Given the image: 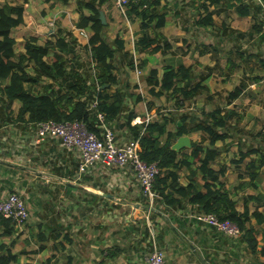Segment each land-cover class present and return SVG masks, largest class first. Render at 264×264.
<instances>
[{
	"label": "crops",
	"instance_id": "0c3cea01",
	"mask_svg": "<svg viewBox=\"0 0 264 264\" xmlns=\"http://www.w3.org/2000/svg\"><path fill=\"white\" fill-rule=\"evenodd\" d=\"M75 1L61 3L51 0L47 3L44 0H27L24 23L12 31L16 41L15 52L25 53L29 37L36 38L39 45L46 44L58 29L72 31L78 37L80 47L88 46L91 33L76 27L79 13ZM22 2L14 0L12 5ZM175 6V0H162L157 8L158 12H168L162 33L171 49L167 54L153 55L135 50V44L143 35L139 19L133 17L129 20L127 8L120 9L117 0H111L103 7L108 24L107 40L112 43L119 38L125 46L124 52L119 53L115 60L118 85L113 86L110 92L121 91L127 96L126 105L134 114L131 126L148 124L145 122L147 115L150 117L149 123L161 122L163 117H169L172 122L167 131L174 133L182 115L199 120L203 111L215 110H193L194 102L191 101L187 102L191 103L187 110L174 107L171 115L158 112L159 107H154L152 102L158 104L159 99L165 97L151 99L155 97L150 94L152 86L147 84V78L152 70H157L160 78L164 69L184 65L191 69L193 82L198 83L203 77V85L210 94H215L221 86L232 84L235 89L244 83L235 84L243 73V63L248 58L264 55V0H220L216 5L210 4L214 23L205 29L210 30V44L188 41L184 45L186 33L176 28L174 14L177 11L183 14L188 10L193 12V17H198V13L186 3ZM240 9L246 11L247 15L240 16ZM119 13L126 19V24L119 25L123 23ZM78 30H83L87 37H81ZM246 37L251 42H246ZM243 38L239 42H245L237 45L238 51L233 40ZM81 53H85L86 59L90 56L85 50H79V57L86 62ZM124 53L128 55L124 56ZM131 58L135 68L129 65ZM203 69L207 72L195 73ZM37 89L43 90L41 87ZM146 90L147 94H144ZM138 97L143 100H138ZM1 99L0 94V196L11 193L19 195L29 210L30 218L23 229L14 227L12 237L0 242L10 247L13 254L19 255L21 264H145L155 247L164 252L166 264H264V223L253 216L256 210L264 215V205L249 204V227L257 241L254 253L242 235L225 236L196 219L195 216L201 211L187 199L181 200V206L170 207L157 196L154 205L150 206L130 167L115 168L96 163L86 173H80L81 158L78 152L65 150L56 139L38 141L36 124L27 125L16 120L21 104L15 101L9 109ZM167 101L174 106L173 100ZM231 106L225 107L230 109ZM125 115L120 117L118 124L107 120L116 134V141L121 145L132 140L130 131L121 127L126 123ZM98 129L101 136L102 131ZM117 132L122 133L120 141L117 140ZM259 132L256 131V134ZM187 137L191 143L203 140L201 132H193ZM166 139L167 135L162 137V143ZM176 140L173 139V142ZM219 143L225 144L218 142L217 146ZM237 145L233 144L238 150ZM222 149L229 151L224 147ZM182 150L190 154L191 148ZM224 151L214 163V169L219 171L221 166L226 167L222 180L231 197L237 201V210L243 212V196L264 192V177L259 182L257 192L252 188L241 190L242 180L239 177L246 172V166L236 163L232 166ZM241 165H244L243 172L238 169ZM190 172L186 167L177 170L180 185L189 184ZM201 178L200 174L199 181ZM246 181L247 177L244 179ZM29 189L32 192H27ZM24 197L33 198L36 202L32 211ZM42 233L45 238L40 240ZM32 237H35V243Z\"/></svg>",
	"mask_w": 264,
	"mask_h": 264
},
{
	"label": "trees",
	"instance_id": "16d2710c",
	"mask_svg": "<svg viewBox=\"0 0 264 264\" xmlns=\"http://www.w3.org/2000/svg\"><path fill=\"white\" fill-rule=\"evenodd\" d=\"M22 1V4L12 5L9 0H0V94L2 103L9 109L15 101L21 104L16 120L27 125L48 120L57 123L78 121L98 135L99 112L105 113L106 119L114 124H118L120 117L126 114V123L121 124V127L130 131L132 140H139L141 159L147 163H157L159 167L154 191L161 202L170 207H177L181 206L182 199H187L192 205L198 206L201 213L214 214L221 220L235 223L242 231L250 250L255 253L257 241L249 227V204L263 206L264 192L243 196L244 211L239 212L237 201L231 197V192L226 189L222 180L225 169H214V163L224 151L217 143L226 144L231 138V122L235 118L240 119L237 112L227 108L244 96L247 86L241 83L227 94V108L219 107L212 112L203 111L199 120L182 115L174 133L167 131L172 122L169 117H163L161 122L131 126L134 114L126 105L127 96L121 91L110 92L113 86L118 85L115 60L119 53L125 50L124 41L121 39L117 38L112 43L107 40L108 24L103 25L99 19L103 7L111 0L75 1L76 11L79 13L76 27L91 33L88 46L80 47L72 31L58 29L52 39L44 45H39L36 38L29 37L25 53L17 54L12 31L24 23L23 14L27 0ZM44 1L49 3L51 0ZM161 1L144 0L127 6V18L131 20L136 17L141 22L143 35L135 44V50L138 52L151 55L167 54L171 49L170 43L162 33L167 24L168 12L157 11ZM175 1V7L186 3L196 10L198 17H192V22L201 29H206L214 23L210 4L216 5L220 2ZM180 12L177 11L174 17H183ZM239 12L242 17L247 15V12L241 9ZM80 49L90 56L86 62L79 57ZM129 65L135 68L132 58ZM261 80L262 78L256 77L253 82L259 83ZM203 81L202 77L198 83L193 82L191 69L184 65L164 69L160 78L157 70H152L147 78V84L152 86L150 94L156 99L165 97L167 100H173L177 110L185 109L187 102L208 92ZM37 87L43 90L38 91ZM138 100L143 99L138 97ZM92 103L96 104L94 110L90 109ZM193 132H201L203 140L192 143L190 154L186 150L177 153L171 149L173 139L188 136ZM165 135L167 139L162 143L161 138ZM244 143H239V159L233 162L246 166V172L239 177L242 180L241 190L252 188L257 192L259 182L264 177V148L245 146ZM184 167L191 170L190 182L186 186L179 184L177 174V170ZM200 174L201 181L198 179ZM245 177L248 178L246 182ZM253 216L258 222L264 223V215L258 210ZM14 232L11 220L0 218V240L12 237ZM44 238L42 233L40 240ZM0 264H21L19 255L13 254L10 247L2 242Z\"/></svg>",
	"mask_w": 264,
	"mask_h": 264
},
{
	"label": "built area",
	"instance_id": "2783aa9c",
	"mask_svg": "<svg viewBox=\"0 0 264 264\" xmlns=\"http://www.w3.org/2000/svg\"><path fill=\"white\" fill-rule=\"evenodd\" d=\"M139 1L144 0H117V5L124 10L129 4ZM78 32L81 37H87L83 30H78ZM76 38L78 40V37ZM95 108L96 104L92 103L90 109ZM145 122H150L148 115ZM97 123L102 131L101 136L89 131L83 123L78 121L57 123L53 120L36 124V135L40 142L46 139H56L65 150L78 152L81 158L80 173H86L96 163L115 168L130 167L137 177L143 197L150 206H153L158 196L154 191L156 177L160 172L157 163H147L141 159L139 140H131L125 145L119 144L116 141L115 132L108 125L105 113L97 114ZM0 218L9 219L15 228L23 229L30 218L23 198L15 193L0 196ZM195 218L225 236L240 237L242 235V231L235 223L221 220L214 214L199 213ZM145 264H166L164 252L155 247ZM247 264L255 263L248 262Z\"/></svg>",
	"mask_w": 264,
	"mask_h": 264
},
{
	"label": "rangeland",
	"instance_id": "374dc122",
	"mask_svg": "<svg viewBox=\"0 0 264 264\" xmlns=\"http://www.w3.org/2000/svg\"><path fill=\"white\" fill-rule=\"evenodd\" d=\"M10 3H14V0H9ZM120 17L121 22L119 25L126 24V19L123 15L120 13L118 14ZM169 16H172L171 14ZM193 12L188 11L183 13V17L181 18H174L175 19V25L177 29H181L183 32L186 33V38L184 40V45L188 41H191L192 43H203V44H210V30L205 29H197L193 26L192 22ZM186 19L188 22H186ZM116 23H118L116 20H114ZM246 42H251V40L246 37ZM243 39H235L233 40V45L235 46V49L237 48V45H242ZM257 42V41H255ZM240 51V49H238ZM17 52L19 53V49H17ZM81 56L84 60L86 59L85 53H81ZM264 55L256 57L255 59L248 58L246 62L242 65V71L243 73L240 74V79L237 78L235 81V84L241 81L244 82V84L248 87L246 95L241 97L239 100L235 101L233 106L230 107V109L234 110L238 113L239 118H235L231 122L230 126V135L232 137L231 140L227 142V144H221L219 143L218 146L224 147V149L229 151H224L228 154V161L233 166V161L236 160V158L239 156V150H237L236 147L233 146L234 143H237V147H239V143H243L242 140L245 139V143L243 145L249 146V145H255L256 147H262L264 148ZM137 64L139 66V60H137ZM141 66V65H140ZM139 66V68H140ZM140 70V69H139ZM206 70H197L195 73H200ZM256 77L262 78V80L259 83H254L253 79ZM234 89V85L229 84L226 87L221 86L219 88V91H217L215 94H210V92L205 93L199 97H197L195 100H193L191 103L194 102L192 109L198 110L200 108H203L206 111H212L216 109L217 107H225L227 106V94L229 91ZM144 94H147V90L144 91ZM146 97H148L146 95ZM151 99H156L152 98ZM154 104V107H159L158 112H161L162 114H172L174 111V106L171 102L167 101L165 98L159 99L158 104L156 102H152ZM191 103L186 104L185 110L190 108ZM249 127V129H245V127ZM256 131H260L258 134H256ZM117 140H119V136L122 135L117 132ZM120 141V140H119ZM223 153V152H222ZM221 153V154H222ZM239 159V158H238ZM235 165V164H234ZM236 167V166H235ZM219 169H226L225 166H221ZM240 172H243L244 165H241V167H238ZM35 187V186H32ZM41 189V188H40ZM31 191L30 189L27 191ZM32 192V191H31ZM33 196V194H32ZM26 199L27 206L30 208V211H32L33 206L35 205V201L33 198H27ZM238 206V204H237ZM32 242L35 243V237H32Z\"/></svg>",
	"mask_w": 264,
	"mask_h": 264
},
{
	"label": "water",
	"instance_id": "95a60500",
	"mask_svg": "<svg viewBox=\"0 0 264 264\" xmlns=\"http://www.w3.org/2000/svg\"><path fill=\"white\" fill-rule=\"evenodd\" d=\"M99 19L103 25L107 24L104 12L102 11L100 12ZM191 147H192V143L190 141V138L187 136H183L176 140V142L172 146V150L178 153L184 148H191Z\"/></svg>",
	"mask_w": 264,
	"mask_h": 264
}]
</instances>
